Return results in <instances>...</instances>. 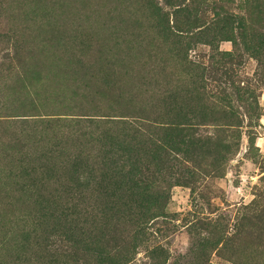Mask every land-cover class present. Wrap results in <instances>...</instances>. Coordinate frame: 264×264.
I'll return each mask as SVG.
<instances>
[{"label": "rangeland", "instance_id": "1", "mask_svg": "<svg viewBox=\"0 0 264 264\" xmlns=\"http://www.w3.org/2000/svg\"><path fill=\"white\" fill-rule=\"evenodd\" d=\"M225 17V36L203 43ZM121 115L150 119L140 165L151 193L171 195L132 264H152L158 245L192 264L200 220L213 224L211 263L264 264V0H0V264L69 254L52 246L54 224L76 205L97 264L104 122ZM116 234L118 252L136 235Z\"/></svg>", "mask_w": 264, "mask_h": 264}, {"label": "trees", "instance_id": "2", "mask_svg": "<svg viewBox=\"0 0 264 264\" xmlns=\"http://www.w3.org/2000/svg\"><path fill=\"white\" fill-rule=\"evenodd\" d=\"M157 10L161 11L162 9L157 7ZM222 23H224L222 26L219 23L217 24L211 39L202 42L212 45L218 38L222 39L225 36L226 27H229V18H223ZM167 29L170 30V33H173V28L172 31L169 27ZM178 31L180 30L178 29ZM206 31L199 36V40H202V35ZM173 100L178 99L175 97L171 99V101ZM163 101L166 102L165 99ZM219 113L222 112L219 111ZM121 116L119 119H108V121L104 122V125L108 123V126L105 128L103 136L108 141L107 147L110 150L107 151L103 159V168L97 171L98 177L96 178L97 180L99 179L100 190L107 196L104 201L101 200L98 204L101 220L97 218L93 220L100 225L99 228H96L98 231L96 239L98 241L94 248L97 254V264H132L133 259L131 256L139 238L142 239V236L144 237L147 234V230L150 229V226L156 220L161 217H167L165 208L171 199V195L165 190L155 188L156 191L151 193L152 191L148 184L149 181H153L156 178L151 176L152 180H150L151 178L146 173L148 170L146 171V167L140 165L141 160L145 156L142 153L143 148L140 150V146H144L146 143L148 145L151 141L149 134L154 128L150 119L142 117L145 121H141L137 120V117L133 119L130 115ZM124 117L128 118L125 119ZM89 119L88 122L93 124L94 121L91 118ZM227 124L236 126L238 125V120L233 119L231 123ZM140 135L145 137V140H141ZM217 140V161L221 162L225 160L224 152H227L231 145L225 144L220 138ZM197 151L199 152V157L206 153L203 145ZM149 152L148 150L147 153ZM188 156L194 158L192 154H188ZM93 181L95 182V180ZM46 202L44 210H53V204L49 201ZM76 208H78L77 205L70 208L62 206L58 211L59 214L56 215L57 220H61L62 217L67 218V215H70L71 220L67 225H59L57 222L59 227L54 224V229L57 230V242L55 241L52 246L61 242L72 251L69 254H65L67 250H64L65 252L62 251V253L57 250L56 254L50 256L54 264H87V252L90 250L89 231L87 228L89 218L83 211L77 212ZM46 214L50 215L44 212V215ZM121 224L131 226L136 235L130 244L123 245L121 251L118 252L115 251L116 247L109 245V239L113 240L114 243L118 242L119 239L115 240L114 238L117 235L118 226ZM195 224L194 229L196 233L200 234V238L195 243L193 242L190 249L191 254L189 255L194 258L192 264H213L209 258L210 252L215 248V245L209 240V236L213 231V224L205 223L201 220ZM50 245L48 244V246ZM153 252L152 264H180L178 261L168 263V260H170L168 251H165L159 245L154 246Z\"/></svg>", "mask_w": 264, "mask_h": 264}]
</instances>
